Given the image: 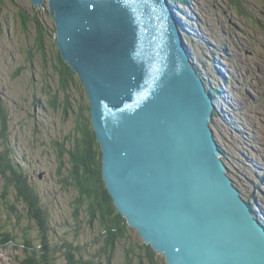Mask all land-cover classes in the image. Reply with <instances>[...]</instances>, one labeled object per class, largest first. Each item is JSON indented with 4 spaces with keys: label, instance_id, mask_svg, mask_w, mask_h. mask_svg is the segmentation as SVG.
Wrapping results in <instances>:
<instances>
[{
    "label": "water",
    "instance_id": "1",
    "mask_svg": "<svg viewBox=\"0 0 264 264\" xmlns=\"http://www.w3.org/2000/svg\"><path fill=\"white\" fill-rule=\"evenodd\" d=\"M49 8L55 46L87 89L103 181L128 225L167 264H264V221L228 176L212 96L166 0Z\"/></svg>",
    "mask_w": 264,
    "mask_h": 264
},
{
    "label": "rangeland",
    "instance_id": "2",
    "mask_svg": "<svg viewBox=\"0 0 264 264\" xmlns=\"http://www.w3.org/2000/svg\"><path fill=\"white\" fill-rule=\"evenodd\" d=\"M166 1L173 5L170 10L179 19L177 27L185 25L186 29L194 30L188 31L191 35L187 39L182 32L183 44L187 50L189 48L190 60L201 77L206 78L203 79L206 87L217 91V97L212 99L219 115L215 120L212 118L211 129L223 149L228 176L239 196L248 205L252 203L250 207L264 221V31L259 28V25L264 28V0H241L242 15L226 0H189L188 5L185 1ZM40 2L42 5L35 6L31 0H0V99L5 112L10 111L11 116L7 114L11 121L6 123V128L0 124V154L11 164L18 162L23 168L20 171L24 170L39 191L51 226L47 230L49 246L56 251L55 255L51 253L55 256L52 264H67L59 251L62 239L67 238L89 256L100 248L95 242L100 229L96 224L89 227L86 222L73 218L72 191L62 187L56 175L57 153L53 141H61L62 136L72 130L73 117L69 113L63 119V96L58 98L55 109L50 107L46 94L57 92V73L54 66L45 67L36 48L34 23L30 21L25 28L19 16L20 10L31 12L30 17L37 14L49 26L47 33L53 36L55 24L49 2ZM174 21L177 23L176 19ZM201 37H206L208 43L204 41L203 45ZM43 40L44 49L50 51L53 37L45 35ZM47 57L53 59L50 52ZM76 84L68 86L72 99L81 96ZM72 105L75 107L74 102ZM236 124L237 129L232 126ZM7 179L0 174V264H28L33 261L26 260L30 247H36L39 242L36 230L32 231L33 225L24 219L23 204L15 202V191L11 190L5 198L14 206V212H19L20 220H16L10 205L5 203L2 193L3 185L9 182ZM125 230L133 243L141 242L133 227ZM2 239L8 243H2ZM127 244L128 240L127 243L117 242L111 264H124ZM72 250L75 252L73 247ZM36 258H42L39 251ZM95 262L106 264L103 259ZM133 264H137L136 261Z\"/></svg>",
    "mask_w": 264,
    "mask_h": 264
},
{
    "label": "trees",
    "instance_id": "3",
    "mask_svg": "<svg viewBox=\"0 0 264 264\" xmlns=\"http://www.w3.org/2000/svg\"><path fill=\"white\" fill-rule=\"evenodd\" d=\"M179 1L182 2L186 0H174V2L180 3ZM187 1V3H190L189 0ZM226 1L234 6L238 14H243L240 3L242 2L241 0ZM20 12L19 16L21 17L23 27L26 28L27 23L31 21L34 23L35 28H37L35 37L36 48L43 58L45 67L54 66V71H56L58 76L57 92L54 91L51 95L49 91L46 94L50 98V107L55 109V107H57L58 98H62L63 96V101L61 103L63 119L67 118L69 113H71L73 117L72 130L67 135L62 136L61 141L54 140V146L52 145L54 147V152L57 153L55 158L57 159L56 175L58 177V182L62 187L72 191L73 200L70 201V204L73 209V218L76 221L86 222L89 227H93L96 224L98 229H100L95 239V242L100 245L96 254L85 256L78 246H73L67 238L62 239L59 251L62 253L67 264H96L95 260L98 259H103L106 261V264H111L116 252L117 242L122 240L127 243L128 240V244L124 250V264H133L134 261H136L137 264H166L164 262V256L153 250L151 245L145 243L140 235V243H133L126 235L125 229H128V227L130 229V226H128L126 219L115 208L113 199L103 181L101 148L97 143L96 135L92 127L90 106L86 98L85 85L71 66L64 61L55 43H51L52 49H50V51L47 52V50L44 49L43 39L45 35L51 38L53 37L50 33H47L49 26L45 24L44 20L38 18L37 14L36 16L34 14L30 17L31 12L27 13L25 10H20ZM178 12L180 11L177 10L176 13ZM245 15H247V13H245ZM257 23L258 21L256 25H259V23ZM184 26H180V29L185 31L186 28ZM259 28L264 31V28L260 25ZM186 31L188 32L189 29ZM49 52L53 56V59L47 57ZM47 63L48 65H46ZM34 79L35 77L31 78L32 84L35 82ZM202 79L206 78L202 76ZM69 83H77V88L81 90L80 99H72L71 96L68 95ZM205 83L207 84V82ZM208 90L212 96H216V89L210 87ZM73 102L75 103V107L72 105ZM7 114L10 116V111L5 112L0 99V124L3 128H6V123L10 120ZM218 115L217 110L212 112L214 120ZM220 149L222 148L220 147ZM2 154H0V174L1 177L8 178L7 181L10 182L3 185L2 197L6 200L5 197H7L10 191H15V202L19 201L23 204L25 210L24 219H26L29 225H33L32 231L36 230V237L39 242L36 247H30V252L26 256V260L33 259L32 262L30 261L31 264H52L54 260L52 254L55 255L56 251L49 246V232H47V230H50L51 226L49 224L47 210L43 206L42 199L39 197L41 195L32 185L30 182L31 180L28 179L24 170L23 172L20 171L22 166L18 162H13V164H16L14 166L10 163V160ZM5 185L8 187H5ZM5 203L9 204V201L6 200ZM13 207L12 205L9 206L12 210L11 213L18 221L21 219L18 214L19 212L17 213V210L14 212L15 210ZM77 225H79V222H77ZM8 241L11 242L12 239L9 238ZM72 247L75 252L72 250ZM38 251L42 257L40 260L36 258ZM134 257H136L137 260H135Z\"/></svg>",
    "mask_w": 264,
    "mask_h": 264
},
{
    "label": "bare ground",
    "instance_id": "4",
    "mask_svg": "<svg viewBox=\"0 0 264 264\" xmlns=\"http://www.w3.org/2000/svg\"><path fill=\"white\" fill-rule=\"evenodd\" d=\"M40 1H42V0H40ZM47 2H49V0H47ZM166 2H167V1H166ZM185 2H186L187 5L189 4V3H187V2H188L187 0H186ZM167 4H168V6H170V7H168L169 10H170V8L172 9V6H173V5L170 3V1L167 2ZM48 6H49V3H48ZM189 6H190V5H189ZM49 11H50V8H49ZM54 12H55V11H54ZM170 13L172 14L171 10H170ZM174 13H175V11H174ZM176 17H177V16H176L175 14H174V15L172 14V18H173V20L176 19V21H177V23L174 21L175 25H176V24L179 25V24H180L179 19H178V17H177V18H176ZM53 22H54V21H53ZM183 26H184V25H183ZM176 28H177V30H178V32H179V35H180V37H181L182 42H183V39H184V38H183V35H182V32L185 34V39L190 38V35H191V34H189L187 31L184 32L183 29H182V31H181L180 28L177 27V25H176ZM185 30H187V29H185ZM189 31H191V33L194 32V30L191 29V28H189ZM201 38H202V37H201ZM201 38H200V39H201ZM191 39H192V38H191ZM202 40H203V41H202ZM206 40H207L206 37H203V38L201 39L203 45L205 44L204 41H206ZM184 42H185V41H184ZM186 42H187V41H186ZM206 43H208V42L206 41ZM187 44H190V43L187 42ZM203 45H202V47H204ZM188 46H189V45H188ZM221 46H222V45H221ZM222 48H223V46H222ZM58 50H59V49H58ZM186 50H187V48H186ZM188 51H189V48H188L187 52H188ZM192 52H194V50H192ZM188 54H189V52H188ZM189 56L191 57V54H189ZM74 71H75V70H74ZM75 72H76V71H75ZM76 73H77V72H76ZM77 74H78V73H77ZM78 76H79V74H78ZM203 81H204V80H203ZM204 83H205V82H204ZM205 85H206V83H205ZM87 95H88V94H87ZM220 95H221V94H220ZM211 96H212V95H211ZM216 97H217V96H216ZM212 98L215 99L214 96H212ZM214 106H215V105H214ZM246 106H247V105H246ZM215 110H216V108H215ZM221 119H222V118H221ZM235 123H236V122H235ZM213 125H214V124H213ZM213 125H212V126H213ZM232 126H234V127L237 129V124H236V125H232ZM212 129H213V128H212ZM235 131H237V130H235ZM215 138H216V137H215ZM216 142H217V141H216ZM218 146H219V145H218ZM219 148H220V147H219ZM220 150H221V149H220ZM222 150H223V149H222ZM222 150H221V154H222V156H223L224 153H223ZM224 151H225V150H224ZM226 170H228L227 167H226ZM105 186H106V185H105ZM234 186H235V185H234ZM106 188H107V187H106ZM235 190H236V192L239 194L238 189L235 188ZM242 200H243V199H242ZM243 201H244V200H243ZM250 204H252V203L249 202V206H250ZM252 206H253V205H251V207H252ZM260 218H262V217H260ZM262 220H263V219H262ZM1 241H3L2 243H4V244H5V243H6V244L8 243L7 240H3V239H2ZM53 257H54V256H53Z\"/></svg>",
    "mask_w": 264,
    "mask_h": 264
}]
</instances>
